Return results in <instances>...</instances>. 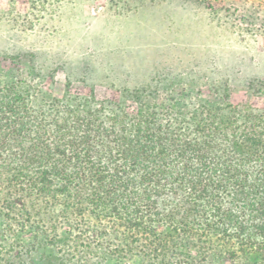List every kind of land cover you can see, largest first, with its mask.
Returning a JSON list of instances; mask_svg holds the SVG:
<instances>
[{
  "label": "trees",
  "instance_id": "obj_1",
  "mask_svg": "<svg viewBox=\"0 0 264 264\" xmlns=\"http://www.w3.org/2000/svg\"><path fill=\"white\" fill-rule=\"evenodd\" d=\"M20 74L0 61L9 251L82 264H264V109L229 98L165 109L147 105L158 96L146 91L37 100Z\"/></svg>",
  "mask_w": 264,
  "mask_h": 264
},
{
  "label": "rangeland",
  "instance_id": "obj_2",
  "mask_svg": "<svg viewBox=\"0 0 264 264\" xmlns=\"http://www.w3.org/2000/svg\"><path fill=\"white\" fill-rule=\"evenodd\" d=\"M0 61L9 73L20 67L37 100L62 99L68 91L121 102L127 92L146 91L158 96L147 98V105L165 109L220 108L229 98L263 110L264 6L244 0H211L208 6L190 0H0ZM29 239L21 237L27 246ZM11 244L0 234V264H82L52 250L34 256L22 250L18 257Z\"/></svg>",
  "mask_w": 264,
  "mask_h": 264
}]
</instances>
